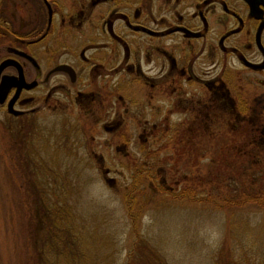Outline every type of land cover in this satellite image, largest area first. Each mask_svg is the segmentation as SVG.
<instances>
[{
  "label": "rangeland",
  "instance_id": "rangeland-1",
  "mask_svg": "<svg viewBox=\"0 0 264 264\" xmlns=\"http://www.w3.org/2000/svg\"><path fill=\"white\" fill-rule=\"evenodd\" d=\"M191 44L198 51L202 41ZM179 54L175 74L186 72ZM203 57L195 59L191 77L166 82L156 93L142 83L130 87L118 63L109 112L94 100L93 112L82 114L71 99H58L29 145L16 142L15 123L0 113V264H125L137 234L167 264H238L220 256L223 243L246 264L249 258L262 261L264 203L218 209L174 200L143 180L144 191L129 190L133 159L150 155V164L167 157L160 181L171 175L173 182L183 179L182 187L206 175L218 198L220 188L206 172L235 136L229 176L238 190L258 191L264 200V84L239 68L219 65L210 72ZM148 68L142 64L148 75L157 71ZM241 98L254 101L248 117L238 109ZM246 132L249 142L240 146ZM127 198L133 199L134 219Z\"/></svg>",
  "mask_w": 264,
  "mask_h": 264
},
{
  "label": "flooded vegetation",
  "instance_id": "flooded-vegetation-1",
  "mask_svg": "<svg viewBox=\"0 0 264 264\" xmlns=\"http://www.w3.org/2000/svg\"><path fill=\"white\" fill-rule=\"evenodd\" d=\"M180 38L190 43L176 45ZM191 41H202L198 51ZM178 54L186 72L175 74ZM201 55L210 72L230 66L264 84V0H0V113L29 145L58 99L82 114L94 100L109 112L118 63L130 87L156 93L191 77Z\"/></svg>",
  "mask_w": 264,
  "mask_h": 264
},
{
  "label": "trees",
  "instance_id": "trees-1",
  "mask_svg": "<svg viewBox=\"0 0 264 264\" xmlns=\"http://www.w3.org/2000/svg\"><path fill=\"white\" fill-rule=\"evenodd\" d=\"M252 102L254 101L252 100L248 102L244 98L238 100V109L246 117H248L250 113H252ZM247 132L249 133L250 131ZM247 132L245 133L244 138L240 141V146L244 143L248 144L250 137L248 136ZM15 139L16 142H19L21 138H18V136L16 135ZM237 141V138H235L234 136L231 141L232 143L229 144V151H222V154H217L219 156L217 157L219 162L215 165L214 168L211 169V171L206 172L210 175V177L213 173V179L216 181V184H218V187L220 188L216 192L219 196L218 198L214 195L215 189L211 188V185L209 184L210 180L209 182L207 181L206 175H203L201 178L198 175L196 179H194V181L191 178L190 183L186 185L183 184L182 187L178 186V184L183 181L182 178L179 179V182H173V178L170 175L167 177L169 181H160L158 179L161 174L160 171L163 166V163L167 164V157L158 161H154L153 164H150V155L145 156L146 158L142 162L133 159V167L131 168V171H133L134 176L131 184L129 185L130 193L134 191H144V188L142 186L143 180L147 181V183L153 186V189L159 192L160 194H163L169 198L171 197L174 200H186L190 202L192 201L197 203H203L206 205L212 203L218 209V206L220 205L222 208L225 209L230 207H241L244 204H254L259 207L261 206L260 204L264 203V200L262 199L263 195L260 192L251 189H247L246 191L241 192L242 189L238 190L234 186L236 185L234 180L229 176V171L233 169L235 159L237 158L235 155L237 154ZM166 144L167 143H165L164 146H166ZM231 148H235V152H231ZM182 155L183 153L181 154V156ZM196 159H200V155L196 156ZM177 164L175 165L176 167ZM222 186L223 189H221ZM126 196H129V193H127ZM132 202L133 199H126V208L129 211L128 215L130 216V218L134 219L137 213L136 211L133 212L134 204ZM262 207H264V204ZM133 242V246L130 252L128 253V257L125 264H137L136 262H138V264H167L160 252L156 250L153 246H151L143 236L137 234ZM223 244L220 247V256L227 260L230 258L231 261L237 262L238 264H246L243 257L235 256V253L232 251L230 246H226ZM237 258H240V260ZM227 264H231V262L229 261ZM247 264H257L256 259L249 258L247 260ZM259 264H264V258Z\"/></svg>",
  "mask_w": 264,
  "mask_h": 264
}]
</instances>
